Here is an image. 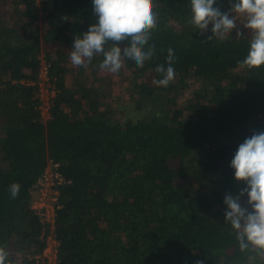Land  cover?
<instances>
[{
    "label": "trees",
    "instance_id": "1",
    "mask_svg": "<svg viewBox=\"0 0 264 264\" xmlns=\"http://www.w3.org/2000/svg\"><path fill=\"white\" fill-rule=\"evenodd\" d=\"M214 6L227 11L229 0ZM153 11L146 48L154 45V55L143 67L124 58L112 73L99 67L102 54L87 68L70 60L74 37L96 22L92 0H0V246L8 264H47L48 237L55 264H264L240 250L223 203L245 186L230 167L239 144L264 131V65L239 64L251 30L239 17L224 40L209 39L211 24L201 33L189 23L191 0H153ZM169 48L175 75L161 87L155 69L167 67ZM49 161L64 179L51 223L31 206Z\"/></svg>",
    "mask_w": 264,
    "mask_h": 264
},
{
    "label": "clouds",
    "instance_id": "2",
    "mask_svg": "<svg viewBox=\"0 0 264 264\" xmlns=\"http://www.w3.org/2000/svg\"><path fill=\"white\" fill-rule=\"evenodd\" d=\"M216 0H191V19L189 23L201 33L209 30L211 36L224 40L237 29V19L244 18V27L251 30L250 48L245 59L239 62L248 69L264 65V0H229L230 7L221 11L214 6ZM92 10L96 22L87 31L76 36L72 42L70 60L74 66L88 67L94 55L102 54L99 67L118 73L123 67L124 58L131 59L137 67H143L154 55V45L146 46L153 30L157 27V14L153 11V0H92ZM67 20V16H65ZM239 30L236 36H241ZM121 47V42H125ZM113 46L105 49V45ZM167 67L158 65L155 71L161 78L153 83L167 87L174 79V50L169 48L166 57ZM234 177L244 181L245 186L238 195L228 192L223 203L227 206L225 222L236 230V240L240 250L264 256V131L253 132L239 144L231 160ZM12 198L20 192V185L12 183L9 187ZM247 194L244 206L241 197ZM9 252L0 246V264H8ZM196 264H203L197 261Z\"/></svg>",
    "mask_w": 264,
    "mask_h": 264
},
{
    "label": "built area",
    "instance_id": "3",
    "mask_svg": "<svg viewBox=\"0 0 264 264\" xmlns=\"http://www.w3.org/2000/svg\"><path fill=\"white\" fill-rule=\"evenodd\" d=\"M64 182L62 175L58 171V165L51 161L48 162L44 172L34 185L33 192L36 197L31 206L37 211L41 220L51 223L57 199L55 187ZM48 194V202L47 196Z\"/></svg>",
    "mask_w": 264,
    "mask_h": 264
},
{
    "label": "rangeland",
    "instance_id": "4",
    "mask_svg": "<svg viewBox=\"0 0 264 264\" xmlns=\"http://www.w3.org/2000/svg\"><path fill=\"white\" fill-rule=\"evenodd\" d=\"M93 71H94V69L91 68L90 72L86 74V75H88L87 77L89 78L88 83L90 80L93 79V77H92L93 73H94ZM99 71L101 72L102 70L101 69L95 70L96 73H98ZM103 72H107V71L103 70ZM44 75H45V71L43 70V71H41V74H40V77L43 80V81L42 80L40 81V96H41L42 102H43L41 105V111H42V114L45 116L46 115V109H47V99H48L49 95H48L47 86L44 82L45 81ZM118 90H119L118 86L113 87V94H114L115 98H117V96H119V95H117ZM120 103H121V101H120ZM46 198H47V202H48V200H49L48 194H47ZM54 244L55 243L52 240V238L48 237L47 238V246L43 251V258H45L47 260L46 261L47 264H55V247H54Z\"/></svg>",
    "mask_w": 264,
    "mask_h": 264
}]
</instances>
